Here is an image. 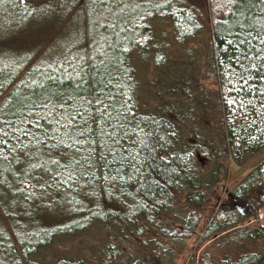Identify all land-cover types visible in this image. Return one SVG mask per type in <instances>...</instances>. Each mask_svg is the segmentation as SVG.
Masks as SVG:
<instances>
[{"label":"trees","instance_id":"trees-1","mask_svg":"<svg viewBox=\"0 0 264 264\" xmlns=\"http://www.w3.org/2000/svg\"><path fill=\"white\" fill-rule=\"evenodd\" d=\"M46 1L49 0H38L42 9L37 11L30 0H0V81L7 82L5 88H0V104L13 91V85L28 79L31 72L42 67L43 63H51L63 55L71 58L75 51L85 55L89 62L107 59L105 87L96 89L95 83H90L87 89L81 90L80 96L86 98V104L93 108L99 100L103 102L101 108L111 104L110 112L113 108L119 111L121 146L128 151H137L134 143L141 130L151 131L153 135L147 139L152 159L141 174L147 177V183L141 179L134 184L118 180L115 173L110 174L105 167L110 156H103L104 138L99 132L87 137L84 144L75 149L64 146L52 150L58 153L56 155L49 153L61 164L66 163L60 159L66 150L68 153L78 152L75 158L86 160L81 165L83 171L79 176L74 173L71 181L66 179L67 172L57 169L50 172L31 170L29 175V161L24 159L23 150L11 155L3 153L0 156V264H37L29 258L48 247L54 239L83 233L94 225L111 229L114 232L112 239L126 244L125 249L131 253L122 258L116 255V251L107 253L101 264H173L184 240L199 223V216L191 207L204 202L205 190L208 189L207 184L199 183L198 179L205 171L197 163L198 155L206 156V150L199 144L181 148L178 138L180 127L175 117L139 107L135 71L130 58L137 50L147 51L150 22L157 18H167L171 22L178 43L193 38L199 31L193 10L185 0H128L141 5L138 10L130 8L121 22L128 32L134 29V35L130 40H120L116 49H107L101 55L98 50L94 52L96 42L103 36L115 39L102 31L104 25L112 21L104 18L95 25L97 17L106 14L98 3L94 13L89 0H84L70 19L74 27L77 22L81 25L87 23L90 27L89 35L85 33L80 47H64L58 40L55 46L48 47L38 56V48L32 49L26 42L22 43L20 37L25 30L22 31L21 27L41 22V17L50 21L65 10L69 12L76 3L74 0H61L60 3L67 1L63 10L62 6L50 8ZM214 2L222 4V14L213 16L210 37L220 86L222 134L226 156L241 165L264 148V75L253 77L251 83L236 77L240 71L236 52L239 45L232 43L230 46L229 39L218 27V24L226 22L228 16L225 0ZM6 26L14 27L13 31H6ZM244 84L247 88L241 90L240 86ZM59 85L56 89L58 97H63L68 103L58 102L56 107L70 109L76 100L73 91L76 85L64 80ZM101 91L103 95H98ZM244 92L248 95L245 96ZM73 119L76 120L75 114ZM76 122L82 128L86 122L88 129L101 126L98 114L91 109L87 116ZM48 123L49 120L44 121V124ZM36 126L33 125L34 128ZM89 144L90 156L84 150ZM231 194L249 201L255 209L264 207V170L259 167L250 171ZM245 218L235 215L229 205L223 203L203 225L201 239H212V242L202 253L198 264H264V245L260 247L264 243V225L238 227ZM53 264L88 263L61 259Z\"/></svg>","mask_w":264,"mask_h":264},{"label":"rangeland","instance_id":"rangeland-1","mask_svg":"<svg viewBox=\"0 0 264 264\" xmlns=\"http://www.w3.org/2000/svg\"><path fill=\"white\" fill-rule=\"evenodd\" d=\"M30 1L35 4V10L41 11L38 0ZM60 1L53 3L49 0L46 3L52 9L62 6L65 10L67 1ZM83 1L74 0L75 6L69 12L61 10L63 12L50 21L41 17V22L22 26L21 30H25L20 37L22 43L26 42L32 49L38 48V56L48 47L55 46L58 40L64 47H80L85 33L89 35L90 27L87 23L81 25L78 22L74 27L70 19ZM185 1L199 25L196 35L178 43L171 22L167 18L154 19L150 22L147 51H135L130 62L135 71L139 107L175 117L180 127L178 138L181 148L199 144L206 150V156L198 155L197 163L205 171L198 179L199 183L207 184L208 189L205 190L204 202L191 207L199 216V223L184 240L182 250L173 261V264H198L202 253L212 242V239H201L203 225L223 203H227L235 215L246 216L238 227L264 225V207L255 209L249 201L237 199L231 194L243 177L264 164V148L241 165L226 156L220 86L210 46L213 16L222 14V4L214 0ZM4 29L13 31L14 27L6 26ZM179 230L182 231L181 228ZM113 234L105 226L94 225L83 233L54 239L29 260L37 264H53L61 259L101 264L110 252L116 251L120 258L129 256L131 253L125 249L126 244L112 239ZM262 245L264 243L260 247Z\"/></svg>","mask_w":264,"mask_h":264},{"label":"snow or ice","instance_id":"snow-or-ice-1","mask_svg":"<svg viewBox=\"0 0 264 264\" xmlns=\"http://www.w3.org/2000/svg\"><path fill=\"white\" fill-rule=\"evenodd\" d=\"M24 2V0H21ZM95 13L97 3L103 8L105 16L97 17L95 25L100 20L110 18L112 23L105 24L102 31L110 33L114 40L107 36L101 37L96 42L95 51L101 55L107 49H116L122 39L130 40L134 35L128 32L121 24L129 9H140L141 5L130 3L128 0H89ZM242 4L246 6L242 7ZM228 16L225 23L218 24L224 36L232 43L238 44L236 49L240 64V71L236 73L239 80L252 82V78L264 75V0H225ZM255 9V10H254ZM139 14V13H137ZM94 25V26H95ZM108 60L89 62L85 55L75 51L71 58L63 55L51 63H43L42 67L34 69L30 77L22 80L19 85H13V91L8 98L0 104V156L3 153L11 155L15 151L23 150L24 159L29 161V175L31 170L43 169L50 172L52 169L67 172L66 179L71 181L73 174L77 176L83 171L81 165L86 163L84 158L76 159L79 153H68L67 150L60 159L66 161L61 164L60 160L52 159L49 155L55 148L75 149L84 144L87 137L100 133L105 158L110 156L105 167L110 174L115 173L120 181H132L134 184L141 179L147 183V177L141 174L144 166L152 159L149 139L153 133L143 130L137 135L134 143L135 153L122 148L121 116L117 109L109 104L101 108L102 101H97V106L86 104V98L80 96L81 90L87 89L90 83H95L96 89H103L107 83ZM34 77V79L32 78ZM61 80L70 81L76 87V94L70 109L57 108V103L67 104L63 97H58V89ZM88 81V83H86ZM257 83H259L257 81ZM7 86L6 81H0V88ZM241 90L247 88V84L241 85ZM96 89H93L94 91ZM98 95H103V91ZM247 96L248 92H244ZM264 95V93H262ZM248 106H251L249 101ZM89 109L98 114L101 126L88 129L77 124L83 116H87ZM76 115V120L73 115ZM91 118V117H89ZM45 120L50 123L44 124ZM39 122V123H37ZM33 125H37L35 128ZM51 129V132H49ZM6 142V143H5ZM91 155L90 144L84 148ZM53 155L58 153L52 152ZM19 159V157H15ZM167 167V166H165Z\"/></svg>","mask_w":264,"mask_h":264},{"label":"water","instance_id":"water-1","mask_svg":"<svg viewBox=\"0 0 264 264\" xmlns=\"http://www.w3.org/2000/svg\"><path fill=\"white\" fill-rule=\"evenodd\" d=\"M260 170L263 171L264 170V164L262 166H260Z\"/></svg>","mask_w":264,"mask_h":264}]
</instances>
